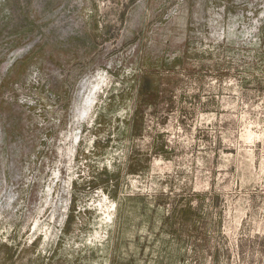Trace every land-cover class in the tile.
Returning <instances> with one entry per match:
<instances>
[{"label": "rangeland", "instance_id": "374dc122", "mask_svg": "<svg viewBox=\"0 0 264 264\" xmlns=\"http://www.w3.org/2000/svg\"><path fill=\"white\" fill-rule=\"evenodd\" d=\"M0 264H264V0H0Z\"/></svg>", "mask_w": 264, "mask_h": 264}]
</instances>
